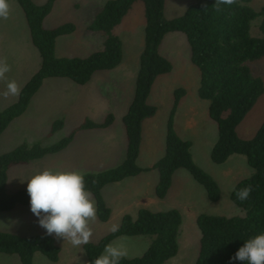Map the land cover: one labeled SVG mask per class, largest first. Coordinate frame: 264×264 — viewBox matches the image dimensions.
Listing matches in <instances>:
<instances>
[{
	"label": "trees",
	"instance_id": "16d2710c",
	"mask_svg": "<svg viewBox=\"0 0 264 264\" xmlns=\"http://www.w3.org/2000/svg\"><path fill=\"white\" fill-rule=\"evenodd\" d=\"M56 0L37 4L33 0H17L29 28L31 41L38 49L40 66L19 92L16 102L0 111V135L13 119L28 107L31 98L49 77H64L84 85L97 71L115 68L122 60V42L114 32L133 4L144 3V44L139 57V70L135 90L122 121L126 133V154L115 167L99 172L84 173L85 188L95 199L96 214L100 221H107L111 208L105 202L102 188L112 182L135 176L151 168L159 173L155 193L164 198L172 184L177 169H185L206 190L211 201L220 199L221 189L216 179L199 166L191 153V141L181 138L174 127V117L184 87L173 90V103L166 122L165 151L151 168H141L139 156L142 125L145 119L157 113V106L148 102L156 78L173 69L172 62L160 52V46L168 33L183 32L190 49V60L199 69L197 94L208 101V113L217 124L218 137L211 152V161L224 163L231 155L241 154L253 168L251 176L239 180L230 194L231 201L242 215L200 213L196 224L200 231L199 251L195 264H243L230 260L245 240L264 232V121L251 138H242L236 128L264 93V80L249 65L264 57V4L259 10L251 6L252 0H234L230 5L217 0H193L185 12L167 18L165 0H106L87 30L101 32L104 36L101 49L89 55L57 56L56 40L76 30L73 22H64L52 28L44 26L45 17ZM257 18L259 36L251 33ZM112 114L104 121L86 119L72 133L56 143L31 145L23 143L8 152H0V213L17 205L28 206L25 189L8 192V169L13 164L29 162L65 149L73 140L76 130L105 128L113 122ZM63 120L53 124V130L61 127ZM251 188L246 200H239L236 193ZM183 218L177 208L152 211L140 208L136 217L122 216L118 231L109 232L97 242L89 241L82 248L87 264L103 253L105 245L119 236L148 235L151 237L146 251L136 257H122L119 264H164L179 251V234ZM61 247L52 235L45 232L22 236L0 231V253L15 254L20 264H33L36 253L50 261L59 260Z\"/></svg>",
	"mask_w": 264,
	"mask_h": 264
},
{
	"label": "rangeland",
	"instance_id": "374dc122",
	"mask_svg": "<svg viewBox=\"0 0 264 264\" xmlns=\"http://www.w3.org/2000/svg\"><path fill=\"white\" fill-rule=\"evenodd\" d=\"M96 1L100 3L99 5H103L105 0ZM192 1L166 0L165 16L173 18L183 14ZM9 3L10 14L7 19L0 21V33L8 32L10 36H1L0 39L5 40L1 42L2 44H9L16 49L5 53L2 60L8 65L9 71L0 77V111L14 103L18 97V95H4L7 90V83L15 81L20 89L21 85L26 83L38 70L41 61L38 49L32 44L26 18L20 5L17 0H9ZM263 4L264 0H252L251 2V6L255 10H259ZM83 6L84 8L81 7L79 11L81 15L78 20V11L75 7L66 9L63 5H57L56 11L50 17L48 24L56 26L67 21H76L78 25L79 23H85L90 19L92 9L87 8L88 4ZM144 11V3L142 1L135 2L121 23L115 28L114 32L122 42V60L114 69L95 72L90 81L84 85L77 84L64 77L44 79L42 85L34 94L30 107L28 106L25 110L26 113L24 111V114L22 113L13 119L0 135V152H8L23 143L31 145L40 142L51 145L68 136L86 119L104 121L109 114H112L114 120L111 125L105 128L76 130L77 132L72 140L74 146H76L75 151L66 159L58 160L57 165L64 166L66 171H80L84 174L107 170L120 164L125 156L120 138V128H123L122 117L126 113V105L128 107L132 100L130 98H133L131 92L134 91L135 79L139 69V56L144 41ZM259 20L260 18H257L252 23L251 33L254 36L260 35ZM79 27L80 29L75 35L68 34L57 38V56L84 57L102 48L104 36L101 32H95L93 35L88 36L86 34L90 31H86L84 28L81 29L80 25ZM160 52L172 62L173 73L160 76H168L169 80L163 86L154 89L150 97L151 101H158L156 103L160 108L159 116H164L168 110H171L173 103L171 101L172 91L177 87H186L188 90L187 101L193 100L194 102V98H196L208 104L207 100L201 99L197 95L199 69L190 60V49L186 35L183 32L168 33L162 42ZM249 65L254 73L264 80V57L252 61ZM110 80H114L115 84L111 85ZM111 88L114 89V92L118 89L120 98H122L116 99V96L109 94L107 89ZM191 92L194 95L196 94V97H193ZM126 97L129 99L128 104ZM184 106H181L180 109L183 110ZM57 120H63V125L53 130V124ZM263 121L264 93L237 126L236 132L242 138H251ZM200 124L202 133L204 132L208 136L213 134L214 137L218 136L217 127L213 130V127L208 124H203V122ZM214 124L216 125L215 122ZM199 141L200 133L195 136L194 157L219 182L220 199L218 201L209 200L205 188L189 175L191 178L190 183H187L183 193L184 196L180 198V204H177L179 205L177 209L181 212L183 218L180 227L183 233L178 238L179 251L177 255L164 264H195L200 240L196 217L200 213L227 216L242 215L244 213L231 201L230 194L239 180L253 174V168L247 163L246 157L241 154H233L224 163L215 164L211 161L209 152L202 151ZM121 154L122 156H120ZM74 156L82 157L81 162L83 163L76 164ZM57 165L51 167L38 164L32 172H36V170L39 172L44 169L59 170ZM122 184H126L125 181ZM89 194L95 204L94 196L90 192ZM175 200L167 199L156 206L159 208L154 207L153 209L162 211L170 209L172 205H176L174 203H177V200ZM119 223V218L108 219L105 222L100 221L96 214L95 220L89 223L92 232L89 241L97 242L104 235L111 232L112 225H119ZM150 241L151 237L148 235H123L116 237L109 244L123 248L126 252L124 257L130 258L142 255L148 248ZM0 256H2L0 257V264H20V260L15 254L0 253ZM71 256H75L74 260L72 259L73 261L70 260ZM33 264H87V258L82 246L73 247L71 245L67 246V249L64 248L63 254L56 262L50 261L41 253H36Z\"/></svg>",
	"mask_w": 264,
	"mask_h": 264
},
{
	"label": "crops",
	"instance_id": "0c3cea01",
	"mask_svg": "<svg viewBox=\"0 0 264 264\" xmlns=\"http://www.w3.org/2000/svg\"><path fill=\"white\" fill-rule=\"evenodd\" d=\"M33 1L37 4H43L44 2H46V0H33ZM165 3H166V0H165ZM85 4H88L87 8L92 9L90 13L91 17L85 23H79V25L81 26V29L84 28L86 29V31H89L87 30L88 23L93 20L96 13L102 7V5H99L100 3H97L96 0H70V1L56 0L51 12L44 19V26L46 28L55 27V26L48 24V21L50 17L52 16V14L56 11L57 5H63L66 7V9L75 7L78 11L77 19L79 20L80 15H81L79 14V11L81 7L84 8L83 5ZM67 22H73L76 25V30L71 34L75 35L76 33H78V30L80 29V27L76 23V21H67ZM94 33H95L94 31H90L86 35L91 36ZM1 36L8 37L10 36V34L8 32H4V33L1 32L0 38H2ZM4 41L5 40L0 39V60L4 59L5 53L11 51L12 49H16V48H13V46H10L9 44H2L1 42H4ZM143 44H144V41H143ZM169 73H173V72L171 71ZM169 73H166V74H169ZM166 74H163V75H166ZM199 76H200V73H199ZM158 77L156 78L152 86L151 93L148 98V102L150 104L157 106V113L153 117L145 119L142 125L141 145H140L139 156L137 159V163L141 168H151L152 165L164 154V151H165L166 122H167V118H168L170 111L168 110L164 116H159L160 108L158 104L156 103L158 101L153 102L150 100V97L154 89H156L158 86H163L164 84H166V82L169 79H168V76H163L160 78ZM110 82H111V85L115 84L114 80H110ZM24 84L25 83L21 85L20 89L24 86ZM20 89H19V92H20ZM134 90H135V86H134ZM107 91L109 92V94L110 93L113 94L114 97L116 96V99L122 98V97L120 98V92L118 89L116 92H114V89L112 88L107 89ZM133 92L134 91L131 92L132 95H134ZM187 94H188V90L186 89V94L182 97L179 103V106L176 110V113H175L174 127H175L177 134L181 138L191 141L192 157L194 161L199 166L202 167V165H200L196 161L194 154H193L195 136L199 135L200 133L199 143H200V146L202 147L201 149L202 151H208L210 154L211 149L215 141L217 140L218 136L214 137V134L208 136L206 133L204 132L202 133V131L200 130L201 128L200 123L203 122V124H208L209 126L213 127V130H215V128L217 127V124L215 125L214 124L215 121L213 119L211 120L209 116L208 104H205L203 100H197L196 98H194V102L193 100L187 101V97H188ZM191 95L193 97H196L195 96L196 94L194 95V93L192 92H191ZM32 99L34 98L32 97L31 100ZM131 99L132 98H130V100ZM31 100H30V103H31ZM171 101H173V97ZM126 102L127 104L129 103V99H127V97H126ZM30 103L28 105L29 107H30ZM181 106H184L183 110L180 109ZM126 108H128L127 105H126ZM95 122H102V121H95ZM120 132H121L120 138L122 140V144H123L124 152H125L124 154H126L127 140H126V133H125L124 125H123V128H120ZM217 134H218V129H217ZM75 148L76 146H74V142L72 141L65 149L58 151L56 153L47 154L42 158L35 159L29 162L13 164L8 169V178H7V183H6L7 191L15 192L19 189L26 190L27 179H29L32 175L37 173V170L36 172H32V170L37 168L36 165L41 164L45 166L48 165V166L54 167L57 165L58 160H61L62 158L66 159V157L70 156L71 153L75 151ZM158 154H161V155H158ZM120 156H122V154ZM74 157H75L74 161L76 162V164L83 163L81 162L83 160L82 157H77V156H74ZM124 158L125 156L123 157V159ZM57 168L59 170L65 169L64 166H60V165L59 166L57 165ZM202 168L205 169L204 167ZM186 171L187 170L180 168L174 172L171 187L169 188L167 195L162 199L158 198L155 193L156 184L159 179V173L156 169H153V168L147 171H143L138 175L127 177L121 181L106 184L102 188V195L107 205L111 208V216L109 219L119 218V221H120L124 214H130L132 217H136L137 212L140 208H148L152 211H162V210H157L153 208L154 207L159 208L156 206L160 202H163L167 199H174V200L176 199L177 201L176 200L175 201L177 203H174L176 205H172L171 208H179V205L177 204H180L181 202L180 198L184 196L183 194L184 190L186 189L187 183H190V179H191L189 176L190 175L189 172L188 171L186 172ZM123 181H125L126 184H122ZM7 223L8 225L6 226ZM0 231L11 232V233H15V234L22 235V236H29V235L45 232V230L39 226L38 218L34 216L33 213L30 211V207L23 206V205H17L12 210L3 211L0 213ZM181 233H183L182 228H180V234ZM52 236L55 238L56 243L61 247L60 255H62L64 248L67 249V246H71V244L68 241H64L63 238H57L55 235H52ZM62 246H64V248H62ZM8 257H11V256H8ZM74 257L75 256H71L70 260L73 261ZM34 259H35V256H34Z\"/></svg>",
	"mask_w": 264,
	"mask_h": 264
},
{
	"label": "clouds",
	"instance_id": "9594fccd",
	"mask_svg": "<svg viewBox=\"0 0 264 264\" xmlns=\"http://www.w3.org/2000/svg\"><path fill=\"white\" fill-rule=\"evenodd\" d=\"M217 2L230 5L234 0ZM9 14V0H0V20L7 19ZM7 71L8 65L0 60V77ZM6 89L4 95L19 94L15 81H9ZM250 191V186L240 189L236 193L237 198L241 201L246 200ZM26 192L29 196L30 211L38 218L39 226L47 235L63 238L73 247L89 242L92 235L89 223L95 220L96 209L85 188L82 172L44 169L27 179ZM110 231H118V225H112ZM125 255L123 248L108 244L92 264H119ZM230 260L243 264H264V232L245 240Z\"/></svg>",
	"mask_w": 264,
	"mask_h": 264
}]
</instances>
